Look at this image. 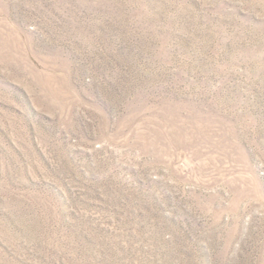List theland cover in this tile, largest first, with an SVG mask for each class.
<instances>
[{
	"label": "rangeland",
	"instance_id": "obj_1",
	"mask_svg": "<svg viewBox=\"0 0 264 264\" xmlns=\"http://www.w3.org/2000/svg\"><path fill=\"white\" fill-rule=\"evenodd\" d=\"M0 264H264V0H0Z\"/></svg>",
	"mask_w": 264,
	"mask_h": 264
}]
</instances>
